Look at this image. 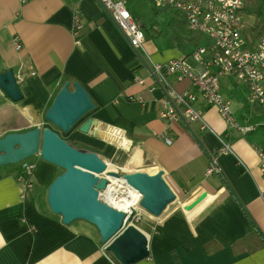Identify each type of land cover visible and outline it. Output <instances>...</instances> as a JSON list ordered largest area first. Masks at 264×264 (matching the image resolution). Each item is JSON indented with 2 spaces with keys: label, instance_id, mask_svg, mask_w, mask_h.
<instances>
[{
  "label": "crops",
  "instance_id": "0c3cea01",
  "mask_svg": "<svg viewBox=\"0 0 264 264\" xmlns=\"http://www.w3.org/2000/svg\"><path fill=\"white\" fill-rule=\"evenodd\" d=\"M75 7L83 23L79 44L72 35ZM145 49L156 62L183 56L170 49L155 60L152 54L159 51L148 39ZM8 69L24 73L18 82L22 96L13 101L0 89V137L49 126L123 172L164 171L177 200L158 218L142 211L136 226L148 237L149 255L133 264H264V179L257 148L245 133H227L217 109L200 96L194 105L210 129L183 117L170 123L161 119L162 90H149L153 80L147 69L98 0H0V73ZM134 75L145 83H137ZM169 80L178 90L192 88L188 80ZM66 81L81 84L94 109L62 132L44 114ZM232 83L228 98L244 124L247 104L241 99L244 93L246 100L247 88ZM137 96L140 101L129 99ZM87 119L92 127L80 132ZM220 139L231 152H219ZM211 160L218 171L207 174ZM24 161L35 165L27 191L18 180L23 161L0 167V264H121L105 249L94 225L85 220L63 224L50 211L47 187L63 169L39 155ZM112 186L108 200L121 192L118 183ZM205 194L212 200L187 217L181 205Z\"/></svg>",
  "mask_w": 264,
  "mask_h": 264
},
{
  "label": "built area",
  "instance_id": "2783aa9c",
  "mask_svg": "<svg viewBox=\"0 0 264 264\" xmlns=\"http://www.w3.org/2000/svg\"><path fill=\"white\" fill-rule=\"evenodd\" d=\"M98 2L134 50L140 66L147 69L148 77L153 80L149 90H162L159 108L161 119L170 123L183 117L187 122H199L201 130L210 129L203 119L202 110L194 105L200 96L206 106H214L217 109L227 125V133L231 129L242 133L254 129V126L236 120L232 101L223 95L220 83L223 76H231L240 81L247 88V102L264 108V35L249 39L243 34L245 24L242 0H153L158 7L169 6L181 11L190 29L198 30L211 39L210 45L196 49L188 57L171 58L163 62L153 61L145 49V34L130 14L126 0ZM82 29L80 12L75 7L72 35L76 44H79ZM19 47L17 44V48ZM23 77L24 73L18 72L15 75L16 82L22 81ZM169 77H174L177 82L188 80L191 90L176 89ZM133 79L137 83H145L142 76L134 75ZM129 99L140 101L141 97ZM163 139L168 144L171 143L169 138ZM220 144V153L231 152L225 139H220ZM257 152L260 173L264 179V151L257 148ZM34 167L33 162L23 161L18 176V180L23 184V191L33 186ZM217 171L215 162L211 160L206 169L207 174ZM118 185L121 192L116 193L110 201L107 197L113 194L115 187L113 189L111 186L110 192L101 196L112 205L113 201L120 203L122 207H116L125 213L124 221L137 225L143 218L142 211H145L138 204L140 195L127 185Z\"/></svg>",
  "mask_w": 264,
  "mask_h": 264
},
{
  "label": "water",
  "instance_id": "95a60500",
  "mask_svg": "<svg viewBox=\"0 0 264 264\" xmlns=\"http://www.w3.org/2000/svg\"><path fill=\"white\" fill-rule=\"evenodd\" d=\"M0 89L13 101L21 98L12 69L0 73ZM92 109L94 103L86 89L76 81L71 84L66 81L44 118L56 129L68 132ZM92 123V119L85 120L79 131L88 133ZM34 155L63 169L50 182L46 194L50 211L60 215L63 224L85 220L94 225L105 249L121 264H133L148 257V237L138 226L125 222V213L101 194L109 193L112 184L127 185L140 195L138 204L143 210L160 217L177 200L162 169L152 174L108 169L96 152L73 146L49 126L9 132L0 137V167L20 163ZM211 200L205 194L189 205L182 204L181 209L191 218Z\"/></svg>",
  "mask_w": 264,
  "mask_h": 264
},
{
  "label": "trees",
  "instance_id": "16d2710c",
  "mask_svg": "<svg viewBox=\"0 0 264 264\" xmlns=\"http://www.w3.org/2000/svg\"><path fill=\"white\" fill-rule=\"evenodd\" d=\"M242 1V13L246 18L254 20L248 27V32L256 37L264 35V0ZM126 2L130 14L143 30L146 39L152 40L159 52L176 49L182 52L181 57H188L196 49L211 43L207 35L188 27L185 15L179 10L169 6L158 7L153 0H134V5L130 0ZM244 106L248 124L258 127L245 133V136L254 147L264 151V108L248 102Z\"/></svg>",
  "mask_w": 264,
  "mask_h": 264
},
{
  "label": "rangeland",
  "instance_id": "374dc122",
  "mask_svg": "<svg viewBox=\"0 0 264 264\" xmlns=\"http://www.w3.org/2000/svg\"><path fill=\"white\" fill-rule=\"evenodd\" d=\"M127 1V0H126ZM130 2L131 3H133V5H134V0H130ZM254 22V20L252 19V18H250V17H248V18H246L245 16H244V24H245V26H244V28H243V30H242V32H243V34L247 37V38H249V39H252V38H254V37H256L255 35H253V33H249L248 32V27H250V25L252 24ZM169 52L168 51H163V52H157V51H155L153 54H152V57H153V59H161V57L162 58H164L165 56H166V54H168ZM233 81H236V80H234L231 76H223V77H221V79H220V83H221V92L223 93V95L224 96H226V97H228L229 96V89H231L232 88V85H233ZM237 83H241L240 81H236ZM232 100V99H231ZM241 101L244 103V102H247V100H245V95H244V93H243V96H242V99H241ZM234 105H235V103L232 101V108H233V114H234V116H235V111H234ZM236 118V117H235ZM237 120V119H236ZM238 121V120H237ZM243 122H245L246 124H248L249 122H248V120L247 121H243ZM244 123V124H245ZM249 125H251V124H249ZM254 127H257V126H255L254 125ZM258 128V127H257ZM35 156L36 155H34V156H31V157H29V158H27L26 160H33V159H35Z\"/></svg>",
  "mask_w": 264,
  "mask_h": 264
},
{
  "label": "bare ground",
  "instance_id": "6f19581e",
  "mask_svg": "<svg viewBox=\"0 0 264 264\" xmlns=\"http://www.w3.org/2000/svg\"><path fill=\"white\" fill-rule=\"evenodd\" d=\"M107 167H108V169H116V167L115 166H112V165H109V164H107ZM122 170H125V168H122ZM132 173H133V171H132ZM110 188H111V186H110ZM110 201V200H109ZM113 205L116 207H122V205L120 204V203H116L115 201H113Z\"/></svg>",
  "mask_w": 264,
  "mask_h": 264
}]
</instances>
